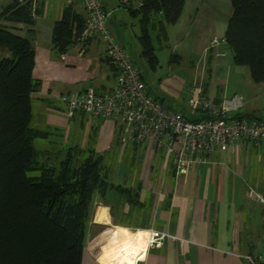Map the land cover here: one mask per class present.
Returning <instances> with one entry per match:
<instances>
[{"label": "crops", "instance_id": "crops-1", "mask_svg": "<svg viewBox=\"0 0 264 264\" xmlns=\"http://www.w3.org/2000/svg\"><path fill=\"white\" fill-rule=\"evenodd\" d=\"M9 1L0 0V10ZM37 1L43 4V10L36 17L32 27L34 31L29 38L36 54L33 76L41 84L32 95L31 123L36 118H45L46 127L56 130L52 136L57 134L64 138V132L61 131L65 129V139L76 128L81 129L83 141L79 144L80 148L86 151L92 149L100 154L98 118L81 111H74L70 117L67 114L68 104L59 101V97L64 95L72 99L89 88L104 94L112 88L114 74L105 58L103 43L97 40L81 42L73 44L63 54L56 52L51 40L53 23L61 17L67 4H72L78 14L86 17L84 2L55 0L53 5L51 0ZM99 1L107 13L109 29H117L119 23L115 5L107 0ZM186 4L187 0L178 22L167 25V43L173 40L175 28L187 24L183 36H192L194 33L199 35L196 39L201 45V57L213 62V59L223 54V49H209L207 41L211 36L224 37L232 13L231 0H194L190 11L185 9ZM119 5L125 8L126 4L120 0ZM16 28L18 34L26 35L27 29L22 24L18 23ZM179 46L185 48L182 44L175 47ZM175 54L176 62H179L182 54L172 52L171 56ZM182 84L177 86L170 81L168 86L171 90L163 84L160 92L170 96L173 88L178 95ZM203 89L207 97L216 101L224 99L222 96L209 95L206 86ZM159 97L164 103L165 99ZM185 108L187 111L188 108ZM242 108L239 110L241 113L251 116L250 111L244 112ZM69 119H72L73 128L68 126ZM105 122L108 126L103 128V132L117 131L115 124ZM112 136L114 144L124 149L114 133ZM77 141L80 143V140ZM76 145L74 143L72 147ZM112 145L113 142L106 146L102 144L101 149L107 150ZM132 146L141 147L137 157H131L134 158L130 169L132 172L128 171L125 176H117L113 182L109 181L137 189L138 202H126L117 189H107L102 196L96 193V206L91 211L81 264H97L101 242L107 239V236L102 237L100 233L110 226L97 224L94 219L99 209L104 207L110 208L114 225L128 226L133 230L153 228L167 233L160 245L140 252L143 259L137 260V264H248L246 255L254 257L264 254V208L246 194V190L252 188L256 193L264 195V140L257 145H231L224 152L215 148L207 155L205 162L190 167L187 173L181 175H176L171 159H163L142 145ZM108 190H115L118 194L112 195ZM98 228L103 230H94Z\"/></svg>", "mask_w": 264, "mask_h": 264}, {"label": "trees", "instance_id": "trees-1", "mask_svg": "<svg viewBox=\"0 0 264 264\" xmlns=\"http://www.w3.org/2000/svg\"><path fill=\"white\" fill-rule=\"evenodd\" d=\"M184 2L125 5L139 16L137 39L151 69L158 63L153 36L167 42V25L178 22ZM231 6L225 44L234 63L249 68L251 80L264 82V0H231ZM42 10L37 0H10L0 10V264H81L95 192L117 189L126 202H138L137 189L108 180L104 154L63 144L36 148L34 140L50 136V130L31 127L32 95L41 82L33 76L36 54L29 35ZM84 20L67 4L52 25V48L63 54L81 43ZM18 23L26 35L17 33ZM170 58L177 61L176 54ZM234 116L255 118L240 111Z\"/></svg>", "mask_w": 264, "mask_h": 264}, {"label": "built area", "instance_id": "built-area-1", "mask_svg": "<svg viewBox=\"0 0 264 264\" xmlns=\"http://www.w3.org/2000/svg\"><path fill=\"white\" fill-rule=\"evenodd\" d=\"M86 17L81 32L82 42L103 43L105 58L110 63L114 82L104 94L93 88L68 99L60 96L59 101L68 104L67 114L81 111L92 117L116 125L121 146L130 143L151 149L163 159H171L176 175L187 173V169L205 162L215 148L221 152L231 145L251 143L257 145L264 140V118H238L234 113L244 105L240 95L216 101L203 94V84L195 83L189 88L186 99L188 115L166 107L161 98L148 91V86L136 64L129 59L126 50L116 41L107 25V13L99 0H82ZM125 4L128 0H123ZM225 44L224 37L211 36L207 48ZM249 198L263 205L264 195L252 188L246 190ZM156 243L160 245L167 233L155 230ZM248 264H264V254L246 255Z\"/></svg>", "mask_w": 264, "mask_h": 264}, {"label": "rangeland", "instance_id": "rangeland-1", "mask_svg": "<svg viewBox=\"0 0 264 264\" xmlns=\"http://www.w3.org/2000/svg\"><path fill=\"white\" fill-rule=\"evenodd\" d=\"M53 5L55 0H51ZM104 1V0H102ZM112 2L116 7V19H118V28L110 30L112 37L116 41H119L123 48L129 55V59L133 61L142 73L148 91L153 96H161L164 100V105L176 110H179L185 114L186 111V99L189 96V87L194 86L195 83H202L207 88V93L210 95H218L224 98H231L234 95H240L243 98L244 107L242 111H250L252 117L259 118L264 117V82L255 83L251 80L249 75V68L246 65H239L234 63L232 52L227 45L220 44L218 47L223 49V54L219 55L217 59H213V62L206 60L201 57L200 54L201 45L199 40L196 39L197 34L192 36H183V32L187 31V24H182L180 28H175L173 40L170 42L159 44L153 36V45L156 48L157 54V66L151 69L147 60L141 56V48L137 40V34L139 32L138 16H131L125 8L119 5L120 0H107ZM194 0H187L185 9L191 10L192 2ZM186 12V11H185ZM136 33V35H134ZM179 44L185 46L175 47ZM216 47V49H218ZM172 52L180 53L181 60L176 62L170 59ZM216 60V61H215ZM215 62V65H214ZM170 81L179 86L182 83L181 90L176 89L171 91V95L168 96L166 93H161L162 85H166L169 88ZM171 90V89H170ZM45 118H36L31 123L32 128L50 130V136L48 139L37 138L35 141L36 148H61L62 144L66 147H72L74 143H77V147L80 148L79 144L83 141V132L81 129H75L68 139L66 137L65 129L64 138H60L59 135L52 134L56 133V130L51 129L50 126L46 127ZM69 119L68 126L74 127ZM104 120L98 118V137H99V150L101 154L105 155L107 162V174L108 180L113 182L115 177H123L126 173L132 172V162L134 158L140 153L141 147H134L128 143L124 145V149L114 144V133L115 137L119 139L118 132L105 133L103 128H107V123ZM77 127V125H76ZM61 136V135H60ZM112 139V140H111ZM76 140H80V143ZM63 141V142H62ZM113 142L112 147L107 150L101 149L102 144L108 145ZM61 143V144H60ZM101 143V145H100ZM90 145L88 144L87 147ZM34 174V172H33ZM241 189V188H240ZM112 195L118 194L115 190H108ZM96 193L94 194L93 200L96 199ZM244 193V192H243ZM242 193V194H243ZM252 198V197H251ZM91 204V210L96 206V203ZM99 203V202H98ZM97 203V204H98ZM95 231H102L103 229H94ZM99 231V232H100ZM104 231V230H103Z\"/></svg>", "mask_w": 264, "mask_h": 264}, {"label": "clouds", "instance_id": "clouds-1", "mask_svg": "<svg viewBox=\"0 0 264 264\" xmlns=\"http://www.w3.org/2000/svg\"><path fill=\"white\" fill-rule=\"evenodd\" d=\"M94 222L110 226L100 233L102 237L107 236V239L101 242V254L97 256V264H137V260L143 259L140 252H146L156 243V232L153 228L133 230L128 226L114 225L108 207L98 211Z\"/></svg>", "mask_w": 264, "mask_h": 264}, {"label": "bare ground", "instance_id": "bare-ground-1", "mask_svg": "<svg viewBox=\"0 0 264 264\" xmlns=\"http://www.w3.org/2000/svg\"><path fill=\"white\" fill-rule=\"evenodd\" d=\"M101 210V208L99 209V211Z\"/></svg>", "mask_w": 264, "mask_h": 264}]
</instances>
